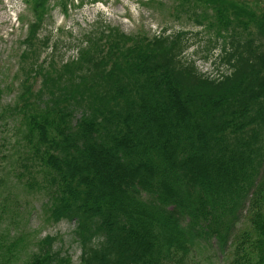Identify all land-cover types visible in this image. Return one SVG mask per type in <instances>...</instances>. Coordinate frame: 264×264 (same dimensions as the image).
Here are the masks:
<instances>
[{
    "label": "trees",
    "instance_id": "1",
    "mask_svg": "<svg viewBox=\"0 0 264 264\" xmlns=\"http://www.w3.org/2000/svg\"><path fill=\"white\" fill-rule=\"evenodd\" d=\"M187 1L214 4L221 35L208 50L228 39L227 72L203 75L184 56L185 30L132 36L116 27L89 35L76 61L45 67L49 0L26 1L35 19L13 110L34 105L24 114L28 156L48 169L52 219L76 223L81 264H186L212 240L230 248L228 264H264V11ZM4 239L0 229V264H11L16 250ZM54 241L27 264H70Z\"/></svg>",
    "mask_w": 264,
    "mask_h": 264
},
{
    "label": "rangeland",
    "instance_id": "2",
    "mask_svg": "<svg viewBox=\"0 0 264 264\" xmlns=\"http://www.w3.org/2000/svg\"><path fill=\"white\" fill-rule=\"evenodd\" d=\"M26 1L0 0V229L4 241L16 250L11 264H27L49 236L55 238L54 247L70 257L68 263L81 264L76 223L52 219L51 201L43 182L48 169L28 156L31 143L25 139L29 127L24 114L33 113L34 105L25 112L13 110L28 70L27 62L21 63L22 41L29 22L35 19ZM231 1L256 14L264 11V0ZM102 27H116L132 36L185 30L188 47L184 56L195 59L203 75L215 77L228 71L221 64L222 45L228 39L219 40L208 50L221 35L217 33L220 23L214 4L187 0H49L39 33L41 42L45 41L41 51L45 67L50 68V63L61 67L63 63L76 61L89 35ZM32 79L36 92L33 98L37 100L42 75ZM28 136L33 139L34 133L31 131ZM229 249H221L213 240L200 241L186 264H228Z\"/></svg>",
    "mask_w": 264,
    "mask_h": 264
}]
</instances>
